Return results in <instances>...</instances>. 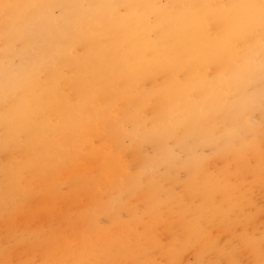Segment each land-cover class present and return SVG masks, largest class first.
Wrapping results in <instances>:
<instances>
[{
	"label": "rangeland",
	"instance_id": "1",
	"mask_svg": "<svg viewBox=\"0 0 264 264\" xmlns=\"http://www.w3.org/2000/svg\"><path fill=\"white\" fill-rule=\"evenodd\" d=\"M31 1L0 0V264H264V77L237 71L251 42L225 40L198 0L186 10L193 34L169 0L119 29L91 0ZM128 2L110 15L125 18ZM160 29L193 38L204 59L168 37L159 45ZM25 81L44 100L22 112L13 94ZM170 97L180 119L199 113L202 140L237 125L254 152L228 164L219 139L200 148L168 130ZM192 154L251 206L210 200L214 181L181 169Z\"/></svg>",
	"mask_w": 264,
	"mask_h": 264
},
{
	"label": "bare ground",
	"instance_id": "2",
	"mask_svg": "<svg viewBox=\"0 0 264 264\" xmlns=\"http://www.w3.org/2000/svg\"><path fill=\"white\" fill-rule=\"evenodd\" d=\"M128 14L125 18L119 17L117 14L114 16L110 15V12L113 8V4L116 3V0H112L113 3L111 6L108 2H102L101 0H91L95 9H99L100 13L107 20L108 24L112 26L114 29H119L122 26V22L124 19H127L129 23H134L138 19V14L136 9H147L153 12L156 9L155 3L156 0H128ZM171 5L176 6L180 10V16L182 17V23L189 26H185V29L193 34L197 27L193 22H190L191 17L188 15L186 10L192 4L191 0H169ZM34 5V2L37 4V0L31 1ZM64 3V2H63ZM68 4V2L65 1ZM200 13L207 12L209 15L216 21L217 31L220 36H223L225 40L229 41L231 39L239 40V39H247L251 42V47L242 48L239 52V59L241 61V67L237 71H239L240 75H261L264 77V0H198ZM224 4H226L224 6ZM55 6L62 7V2L57 0L54 3ZM212 8V9H210ZM198 9V8H197ZM54 21V22H53ZM51 23H46V25L51 28L54 34H58L61 29H65V25L61 21L50 20ZM46 30V29H45ZM67 37L72 40L79 41L80 39L76 36L74 29L69 28L66 30ZM160 41L158 44L160 45L162 38L168 37L171 39L173 44L177 45V49L183 50L186 55H188L191 60L199 58L202 56L204 59L205 51H202L197 45L194 43V39L192 41L186 40L183 38V34H176L175 32H168L163 29H160ZM183 32V31H182ZM99 33V32H98ZM97 33V34H98ZM99 35H97L98 37ZM96 37V38H97ZM99 38V37H98ZM27 41V40H26ZM82 41V40H81ZM103 41V40H102ZM186 43H185V42ZM114 42V41H113ZM223 41L220 40L218 42L219 47H223ZM104 43V42H103ZM149 46L148 44H145ZM40 44H38V48ZM30 45L25 49L29 50ZM33 48V46H32ZM162 51V49H159ZM27 53V52H26ZM74 67V66H73ZM31 80V79H29ZM25 81L22 85L23 88L20 93H15L13 95L17 97H22L20 102L16 104L22 112H25L27 108H33V104L42 102L43 98H37L41 93L38 90V86H35L30 83H26ZM235 82V80H234ZM17 91L16 89L13 92ZM20 94V95H17ZM175 99L172 97L168 100V107L165 112V120L167 129L170 131H177L182 128L185 131L186 137H194L198 136V112H193L192 115L189 116L188 119H180L177 113V107L179 104L175 103ZM190 101V100H189ZM32 104V105H31ZM38 106V105H37ZM47 106L50 110L55 109L53 103L48 104ZM170 107V108H169ZM13 117L21 118V114L12 108ZM19 114V117H17ZM25 114V113H24ZM8 126L6 132L4 133V139H10L11 133H13L14 124L11 123L8 119ZM185 121V122H184ZM244 133H249L248 130H244ZM250 134V133H249ZM173 136V135H172ZM170 136V137H172ZM203 141L202 137L198 136L197 146L202 147L204 144H209V146L213 145L214 139L220 140L222 143L223 154H218L219 156L224 155V161L230 164L229 161H236L242 164V151L249 150L254 152L253 146H246L245 141L240 138L238 134V126L232 125L230 127L219 128L215 125L209 126L207 129L203 131ZM174 139L175 136H173ZM184 137H181L182 139ZM203 159L196 156L195 154L189 155L187 160L182 165L181 169H183L187 175H191V179H194L198 176L206 177V181H214L212 182L214 188L212 190H207L206 193L210 200L216 198L217 195L221 196L222 200L225 203L238 205L240 206H251L248 203H244L246 196L244 194H240V191L236 193H226L224 180L221 177L220 179H212L208 178L207 175L203 173L202 164ZM256 173L257 171L254 170ZM255 180L259 181L260 175H254Z\"/></svg>",
	"mask_w": 264,
	"mask_h": 264
}]
</instances>
